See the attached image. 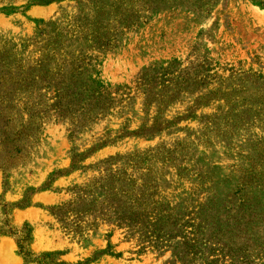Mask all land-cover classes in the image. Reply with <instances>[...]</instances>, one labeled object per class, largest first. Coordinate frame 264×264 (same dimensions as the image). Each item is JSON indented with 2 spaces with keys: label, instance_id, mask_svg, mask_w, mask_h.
<instances>
[{
  "label": "rangeland",
  "instance_id": "obj_1",
  "mask_svg": "<svg viewBox=\"0 0 264 264\" xmlns=\"http://www.w3.org/2000/svg\"><path fill=\"white\" fill-rule=\"evenodd\" d=\"M42 53L48 54L51 71L66 62L65 73L68 61L84 57L92 76L117 98L106 111L83 116L68 111L57 118L50 111L37 119L33 134L24 132L28 141L15 164L0 166L3 200L30 195L31 205L13 209L11 220L18 228L29 225L34 253L52 251L72 264H173L170 251L135 253L134 236L100 216L95 226H90L91 216H83L79 230L73 215L64 224L51 213L52 206L71 200L77 187L107 170L124 169L140 181L149 169L158 190L177 207L190 205L199 193L223 197L240 189L258 195L264 210L263 4L0 0V55L10 71L16 73L15 65L27 68ZM172 60L181 66L205 63L223 80L184 90L158 111L155 101L145 105L136 82L146 68ZM32 91L31 100L47 90L38 82ZM214 91L218 100L208 106L195 100ZM19 109L22 103L16 104ZM159 118L169 123L167 128L141 134ZM26 120L23 113L20 121ZM104 141L110 142L101 146ZM74 154L77 164L71 168ZM110 157L115 160L104 162ZM0 264L38 263L18 251L13 236L0 234Z\"/></svg>",
  "mask_w": 264,
  "mask_h": 264
},
{
  "label": "trees",
  "instance_id": "obj_2",
  "mask_svg": "<svg viewBox=\"0 0 264 264\" xmlns=\"http://www.w3.org/2000/svg\"><path fill=\"white\" fill-rule=\"evenodd\" d=\"M255 1L264 5V0ZM48 57L42 53L25 69L15 65L17 70L13 73L0 55V166L4 170L24 153L28 141V134L24 132L32 133L38 118L50 111L57 118L68 111L82 116L98 113L106 111L116 101V92L92 76L90 61L84 57L68 61L70 67L66 73L62 71L64 61L56 63L57 69L51 71ZM209 67L193 61L181 66L180 62L172 60L167 65L146 68L138 77L136 88L144 93L145 105L150 106L155 101L160 111L161 104L168 105L184 90L222 81L223 77ZM38 82L47 91L36 93L37 98L31 100L32 88ZM215 93L195 100L203 99V105L208 106L218 100ZM224 96L230 99V95ZM17 103H22V109L15 110ZM23 113L27 115L25 122L20 121ZM212 116L217 118L216 114ZM168 125L165 120L155 119L151 126L143 127L141 134L153 135ZM109 142L104 141L101 146ZM76 157L74 154L71 168L77 164ZM113 160L115 158L110 157L104 162ZM139 179L125 173L124 169L107 170L97 180L77 187L74 198L52 206L50 211L64 224H68L66 220L73 215L72 223L79 230L83 216L92 217L90 226L97 225L100 216L103 221L134 236L135 253L150 250L161 255L170 251L173 264H264V210L258 195L240 189L223 197L213 192L199 193L192 196L195 200L190 205L177 207L158 190L157 180L149 169ZM30 205L31 198L27 194L16 202L0 197V234L13 236L18 251L38 264H72L56 257L52 251L34 253L29 247V225L26 223L20 228L13 225L12 210ZM126 241L133 240L127 236ZM110 248L108 245V250Z\"/></svg>",
  "mask_w": 264,
  "mask_h": 264
}]
</instances>
